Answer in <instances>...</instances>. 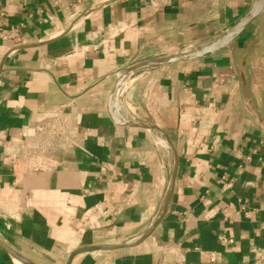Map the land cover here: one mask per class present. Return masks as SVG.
<instances>
[{
    "label": "crops",
    "instance_id": "1",
    "mask_svg": "<svg viewBox=\"0 0 264 264\" xmlns=\"http://www.w3.org/2000/svg\"><path fill=\"white\" fill-rule=\"evenodd\" d=\"M263 6L0 0V264H264Z\"/></svg>",
    "mask_w": 264,
    "mask_h": 264
},
{
    "label": "bare ground",
    "instance_id": "2",
    "mask_svg": "<svg viewBox=\"0 0 264 264\" xmlns=\"http://www.w3.org/2000/svg\"><path fill=\"white\" fill-rule=\"evenodd\" d=\"M261 8V7H260ZM259 8V9H260ZM255 13H257V12H255ZM257 15V14H256ZM246 21V20H245ZM245 21L242 23V27L243 26H245L246 24H244L245 23ZM247 23V22H246ZM232 32H231V30L228 32V33H226L224 36H222L221 38H218V39H216L215 41H211L212 43H210V44H208V45H206L205 47H204V49H203V52H210V51H213V50H215V49H218V48H221V47H224V46H226V45H228L229 44V42H230V40L233 38V36L235 35H232V36H230V34H231ZM201 47H199V49H200ZM192 52V51H191ZM200 54V53H199ZM125 77H127V76H125ZM127 84H128V78H127V80H122V82L119 84V87H118V91L116 92V94H115V96H114V99H113V101H112V109H113V111L117 114V111H118V109H119V99H122V98H120L124 93H125V91H126V89H127ZM120 111V110H119ZM118 116L120 115V112H119V114H117ZM122 115V114H121ZM123 116V115H122ZM117 117V116H116ZM121 117V116H120ZM119 117V118H120ZM118 118V117H117ZM118 118V119H119Z\"/></svg>",
    "mask_w": 264,
    "mask_h": 264
},
{
    "label": "water",
    "instance_id": "3",
    "mask_svg": "<svg viewBox=\"0 0 264 264\" xmlns=\"http://www.w3.org/2000/svg\"><path fill=\"white\" fill-rule=\"evenodd\" d=\"M130 125H136V124H130ZM169 141V140H168ZM169 145L171 146L170 141L168 142ZM174 155H175V161H176V165H175V174H174V179L176 178V174H177V170H178V157L176 156L175 151L173 150ZM136 246V244H123V245H118V246H110V247H102V246H90V247H83L80 248L76 251H74L68 261V264H72L74 258L80 254L83 253H88V252H94V251H113V250H119V249H123V248H129V247H133Z\"/></svg>",
    "mask_w": 264,
    "mask_h": 264
},
{
    "label": "rangeland",
    "instance_id": "4",
    "mask_svg": "<svg viewBox=\"0 0 264 264\" xmlns=\"http://www.w3.org/2000/svg\"><path fill=\"white\" fill-rule=\"evenodd\" d=\"M263 7H264V6H263ZM263 7H262V9H263ZM262 9H261V10H262ZM255 10H256V9L254 8V11L251 13L253 16H255L256 14H258V13L261 11V10H259L258 13H255ZM248 21H249V18H248L245 22H248ZM241 28H242L241 26H238L237 28L232 29V30H231L232 33L230 34V36H232V35L235 34V35L233 36V38H234V37L239 33V31L241 30ZM263 31H264V28H263V30H262L261 32H263ZM221 37H222V36H221ZM221 37H220V38H221ZM262 37H263V36H262ZM233 38H232V39H233ZM232 39H231V40H232ZM231 40H230V41H231ZM259 40H260L259 43H260L261 45H264V38L259 39ZM215 50H216V49H215ZM253 59H254V56H253ZM263 59H264V55H263ZM261 73H262V75H263V77H264V71H262ZM262 91H263V96H264V88H263Z\"/></svg>",
    "mask_w": 264,
    "mask_h": 264
},
{
    "label": "built area",
    "instance_id": "5",
    "mask_svg": "<svg viewBox=\"0 0 264 264\" xmlns=\"http://www.w3.org/2000/svg\"><path fill=\"white\" fill-rule=\"evenodd\" d=\"M48 1L54 2L56 4V6L58 4V0H48ZM17 34H18V31L17 30H12V33H11L12 37H13V35H14V37L17 36ZM122 75H123V73H119L118 74L119 77H121Z\"/></svg>",
    "mask_w": 264,
    "mask_h": 264
}]
</instances>
